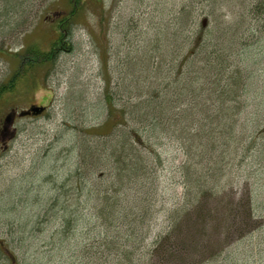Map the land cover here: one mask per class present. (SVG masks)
<instances>
[{
  "label": "trees",
  "instance_id": "obj_1",
  "mask_svg": "<svg viewBox=\"0 0 264 264\" xmlns=\"http://www.w3.org/2000/svg\"><path fill=\"white\" fill-rule=\"evenodd\" d=\"M24 1L0 0V14L18 12ZM180 21L178 17L176 23L180 25ZM69 24L65 17L57 24L59 34L48 51H41L33 43L16 52L0 48L18 62L9 80L0 86V99L4 93L16 91L20 83H27L42 66L53 65L57 52L65 50V37L71 39ZM203 37L194 39L195 45L190 48L204 58L199 68L205 70V76L193 72V84L188 83L193 63L187 51L181 56L180 71L170 91L171 82L163 77L174 67L164 72L156 68L153 74L162 76L161 80L154 79L150 86L136 85L134 92L144 91L145 97L133 103H118L129 90L121 83L112 91L111 74L104 72V120L94 128H82L81 135L74 136L77 161L53 186L47 204L37 209L44 211L43 224L37 228L34 224H11L4 230L0 254L9 256L8 262L31 264L28 250L32 244L26 245L30 235H22L34 233L31 237L35 239L47 233L46 239L40 238L47 244V253L38 254L39 260L49 257L44 264H89L95 254L102 258L97 264H264V115L260 107L255 110L243 105L244 100L233 97L232 92L230 98L225 83L222 105L216 113H193L194 104H205L206 77L221 81L227 77L225 59L218 53L212 60ZM32 72L31 77L26 75ZM227 99L235 103L228 106ZM160 135L181 143L187 159L184 183L189 189L184 201L192 199L193 194L196 202L188 211L183 208L186 202L178 206L177 214L148 244L155 185L146 188L132 181L140 179L151 160L160 161L161 153L148 142ZM145 189L150 203L137 196ZM75 235L81 244L78 249L63 246Z\"/></svg>",
  "mask_w": 264,
  "mask_h": 264
},
{
  "label": "rangeland",
  "instance_id": "obj_2",
  "mask_svg": "<svg viewBox=\"0 0 264 264\" xmlns=\"http://www.w3.org/2000/svg\"><path fill=\"white\" fill-rule=\"evenodd\" d=\"M72 9L74 12L69 16ZM63 17L69 19L71 31V39L65 37L62 44L65 50L57 52L53 65L42 66L33 76V72L26 73L32 76V82L29 79L20 83L16 91L4 93L0 99V129L4 115L12 109L18 113L33 104L47 107L42 115H15L6 126L7 131L0 134L1 237L11 224L15 227L34 224L36 228L43 224L46 216L42 209L41 212L37 209L47 204L53 186L77 161L74 136L81 135L82 128L99 126L106 116L102 105L103 77L107 70L112 91L122 83L130 92L114 99L119 98L118 103H133L145 97L144 91L134 92L136 85L150 86L154 79L161 80L162 76L153 74L156 68L164 72L174 67L171 74L163 77L171 82L170 91L172 82L176 83V72L180 71L181 56L187 51L191 52L193 63L188 83L193 84V72L205 76V70L199 68L203 56L190 48L195 45L194 39L204 36L202 40L207 43L210 58L214 60L219 53L225 59L227 77L222 81L206 77L205 104L202 107L194 104L193 113L197 110L216 113L222 105L225 83L228 95L232 92L249 108L260 107L259 112L264 115V0H25L18 12L0 14V48L16 52L33 43L41 51H48L59 34L57 24ZM178 17L180 25L176 23ZM16 61L0 50V86L18 68ZM233 103L226 100L228 106ZM177 140L167 135L148 139L152 149L161 153L160 161L151 160L140 179L132 181L146 188L155 185L148 244L177 214L178 206L186 202L183 208L188 211L196 202L193 194L192 199L184 201L188 188L184 183L187 159ZM143 153L146 155L144 150ZM192 161L196 167V161ZM146 191L137 196L150 203ZM71 199L68 208L74 201ZM25 234L22 236L30 235L26 245L32 244L28 250L32 254L31 264H36V260L44 264L49 257L39 260L38 254L47 253V244L40 242L47 233L35 239L31 237H35L34 233ZM65 242L62 245L73 250L81 245L77 235ZM75 253L77 256L78 252ZM101 260L95 254L90 262L97 264ZM8 261L9 256L0 254V264H12Z\"/></svg>",
  "mask_w": 264,
  "mask_h": 264
},
{
  "label": "water",
  "instance_id": "obj_3",
  "mask_svg": "<svg viewBox=\"0 0 264 264\" xmlns=\"http://www.w3.org/2000/svg\"><path fill=\"white\" fill-rule=\"evenodd\" d=\"M44 110V107L42 106H39V105H36V104H33L32 106H30L28 109H23V111H20L18 113L19 116H24V115H38V114H41ZM14 115H15V112L14 110H12L11 112H9L8 114L5 115V118H4V123H3V127L4 129H6L14 118Z\"/></svg>",
  "mask_w": 264,
  "mask_h": 264
}]
</instances>
